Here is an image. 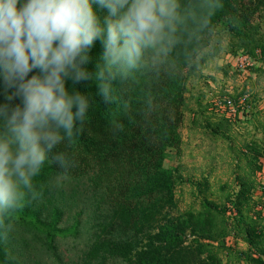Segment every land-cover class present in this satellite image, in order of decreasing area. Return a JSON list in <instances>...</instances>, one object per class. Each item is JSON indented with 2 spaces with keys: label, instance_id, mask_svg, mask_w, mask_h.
Masks as SVG:
<instances>
[{
  "label": "trees",
  "instance_id": "1",
  "mask_svg": "<svg viewBox=\"0 0 264 264\" xmlns=\"http://www.w3.org/2000/svg\"><path fill=\"white\" fill-rule=\"evenodd\" d=\"M248 2L258 7L262 21L264 0H221L222 7L211 19V30L203 35L189 59L182 58L171 74L159 80L140 76L118 86L120 99L115 104L103 102L93 80L75 85L90 97L91 106L73 145L64 143L54 150L66 154L70 167L61 175L58 164H45L34 179L40 196L15 214L14 229L6 239L0 233V264H34L33 258L21 260L19 253L32 244L44 245L45 251L58 254L60 239L79 234V218L70 227H64L63 221L65 208L80 197L94 208L99 221L83 264L107 263L113 257L120 261L117 264H229L223 254L232 255L227 243L232 233L250 245L248 258L264 244V216L256 210L252 192L256 184L253 174L256 167L260 168L255 165L264 157V142L246 146L255 158L249 166L255 167L239 177V189L234 196H227L226 206L204 198L200 208H189L159 227L166 211L177 204L175 191L181 176L165 165V159L167 148L181 143L179 118L175 117L182 114L186 104L188 75L184 70L188 69L190 76L197 68L198 55L224 18L232 20L231 32L246 52L253 55L263 47L262 37L252 31L253 15L244 11ZM93 7L103 21L107 10L95 4ZM102 53V42L97 40L89 52V63L84 65L90 73L95 72ZM67 87L73 88L71 81ZM10 93L0 78V104L14 106L20 102L18 98L9 102ZM116 125H122L123 130L117 131ZM228 211L234 213L232 221ZM82 212L86 213L85 209ZM188 235L193 237L190 243ZM139 236H147V242H136L134 238L143 240ZM243 255L234 252L235 258Z\"/></svg>",
  "mask_w": 264,
  "mask_h": 264
},
{
  "label": "clouds",
  "instance_id": "2",
  "mask_svg": "<svg viewBox=\"0 0 264 264\" xmlns=\"http://www.w3.org/2000/svg\"><path fill=\"white\" fill-rule=\"evenodd\" d=\"M94 4L107 10L103 21ZM221 7V0H0V78L11 90L7 100L20 101L0 104L5 239L15 214L39 198L34 179L45 164L67 174L66 154L54 150L73 145L91 106L75 85L93 80L105 104L117 103L118 86L140 76L159 80L189 59ZM97 40L103 53L90 73L84 65Z\"/></svg>",
  "mask_w": 264,
  "mask_h": 264
},
{
  "label": "rangeland",
  "instance_id": "3",
  "mask_svg": "<svg viewBox=\"0 0 264 264\" xmlns=\"http://www.w3.org/2000/svg\"><path fill=\"white\" fill-rule=\"evenodd\" d=\"M244 11L253 15L252 31L264 40V18L261 21L258 7L248 2ZM232 23L228 18L220 21L210 37L209 45L198 55L197 68L190 76L189 70H184V74L188 75L186 104L182 106L181 115H172L176 116L175 119L179 118L177 128L181 143L176 147L169 146L165 159V165L181 176L175 191L177 204L166 211L159 227L189 208H200L204 198L225 204L228 197L234 196L239 189V177L245 175V171L251 172L255 166L260 168L256 167L253 174L256 183L252 190L253 197L263 206L258 205L256 210L259 207H262L259 210H264V157L257 160V165L249 166L251 159L255 158L246 148L247 145L264 142V42L263 47H259L253 55L249 54L231 32ZM245 54L250 55V64L243 68L238 60ZM246 94L248 101L245 109L236 116L230 117L225 110L216 107L217 97L234 96L238 99ZM93 211L94 208L81 197L78 202L68 205L63 226L70 227L79 218V234L60 239V249L56 255L45 251L46 246L41 244H32L25 250L18 248L21 249V260L33 258L34 264H83L98 230L99 221ZM261 213L264 216V212ZM233 215L232 211L227 212L231 221ZM253 215L257 217L255 212ZM128 236L132 237L131 234ZM188 236L187 242L190 243L193 237ZM139 237L143 240L134 238L138 243L144 244L148 240L147 236ZM227 241L232 255L224 252L225 263L264 264V252L261 251L264 244L256 247L254 254L248 258L246 252H250V245L241 235L232 233ZM234 252H244V255L238 259L234 257ZM119 262L113 257L107 263L99 261L98 264Z\"/></svg>",
  "mask_w": 264,
  "mask_h": 264
},
{
  "label": "built area",
  "instance_id": "4",
  "mask_svg": "<svg viewBox=\"0 0 264 264\" xmlns=\"http://www.w3.org/2000/svg\"><path fill=\"white\" fill-rule=\"evenodd\" d=\"M239 66L242 65V67H246V65L250 64V55L245 54L242 58H239L238 60ZM246 98L247 96L243 95L240 98L236 99L234 96H222L217 97L215 99L216 107L219 109H222L223 111L228 113V115L236 116L238 113H240L242 110L245 109L246 105ZM258 205H261L260 203H257L256 208ZM264 205V204H263ZM263 207V206H262ZM262 207H259V209H262ZM260 212H264V210H259Z\"/></svg>",
  "mask_w": 264,
  "mask_h": 264
}]
</instances>
